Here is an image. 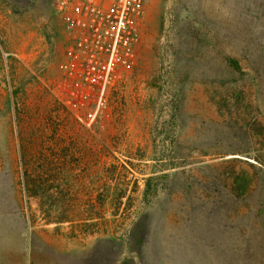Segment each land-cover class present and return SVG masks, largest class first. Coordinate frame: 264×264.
I'll use <instances>...</instances> for the list:
<instances>
[{
    "label": "rangeland",
    "instance_id": "374dc122",
    "mask_svg": "<svg viewBox=\"0 0 264 264\" xmlns=\"http://www.w3.org/2000/svg\"><path fill=\"white\" fill-rule=\"evenodd\" d=\"M56 3L0 0V264H121L140 220L143 264H264V0H146L93 123ZM46 187L92 218L106 198L108 233L48 224Z\"/></svg>",
    "mask_w": 264,
    "mask_h": 264
},
{
    "label": "built area",
    "instance_id": "2783aa9c",
    "mask_svg": "<svg viewBox=\"0 0 264 264\" xmlns=\"http://www.w3.org/2000/svg\"><path fill=\"white\" fill-rule=\"evenodd\" d=\"M146 0H57L55 10L67 37L62 69L70 83L98 95L93 123L105 106L107 91L119 70L131 62L140 41Z\"/></svg>",
    "mask_w": 264,
    "mask_h": 264
},
{
    "label": "trees",
    "instance_id": "16d2710c",
    "mask_svg": "<svg viewBox=\"0 0 264 264\" xmlns=\"http://www.w3.org/2000/svg\"><path fill=\"white\" fill-rule=\"evenodd\" d=\"M262 13L264 14V6H262ZM1 53V48H0ZM1 58V54H0ZM153 179H149L147 181L146 189L143 192L144 202L148 203L153 199V196L158 195L157 187L155 189H151V182ZM49 182V181H48ZM45 181L42 179H37V181H28L26 183L27 192L32 194V196H38L36 193L37 190L43 189L45 187ZM49 188L46 187L44 198L48 201L50 206L49 215L46 217V221L48 224H65V223H74L79 225L78 227H85L83 230L79 231L82 234H86L87 230L92 227H97L98 231L103 234L108 233L107 229V221L105 218V213L103 211L106 198H99L100 211L96 213V217H90L91 215L87 211H76V210H65L61 207V203L65 200V196L60 192H51L49 194ZM35 190V193L33 192ZM151 190L153 193H151ZM152 194V195H151ZM123 197H117V202L122 204ZM115 216V215H114ZM141 219V218H140ZM93 221L94 224H89L88 222ZM84 225V226H83ZM88 229L86 230V228ZM149 233L148 227L142 220L135 222L133 227L123 235V240H125L128 250H129V258L125 259L121 264H143V251L144 247L147 243ZM119 238V237H118Z\"/></svg>",
    "mask_w": 264,
    "mask_h": 264
}]
</instances>
